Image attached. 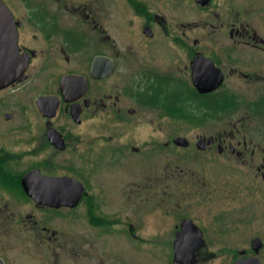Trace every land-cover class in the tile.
I'll return each mask as SVG.
<instances>
[{"label":"flooded vegetation","instance_id":"1","mask_svg":"<svg viewBox=\"0 0 264 264\" xmlns=\"http://www.w3.org/2000/svg\"><path fill=\"white\" fill-rule=\"evenodd\" d=\"M0 1L13 15L19 57L29 59L25 80L1 89L0 95L9 91L15 96L18 92L23 95L33 77L41 83L37 82L34 88L42 90L30 102L32 115L27 114L28 105L24 102L15 112H0V264H74L81 256L86 260H82L83 264H89L87 235L83 243L73 238L59 240L64 238L63 232L43 224L44 212L73 218L82 205L88 206L84 215L88 228L108 227L126 239L132 234L141 247L144 241L138 233L173 231L174 248L179 241L185 250L178 251L181 261L176 259L174 250V264H235L252 259L264 264V204L259 201L260 195L264 200V173L262 180H245L238 186L243 188L247 200H241L239 210L230 208L229 203L239 195L235 182L198 180L190 186L193 194L208 198L207 190L217 191L218 200L224 201L222 205L173 214L168 199L171 148H175L180 161L190 143L187 134H179L172 146L164 127L171 121L201 126L206 121L218 122L243 114L241 126L215 129L199 136L196 153L215 155L217 151L214 159L219 155L242 160L246 166L249 158L258 153L263 164L260 168L264 169V0H193L199 24L194 33L185 27L175 33L171 25L182 24V18L155 11L149 0H123L120 12L129 22L128 36L136 37L140 48H134L136 45L126 52L118 50L116 55L105 50L106 38L99 30L96 8L91 3ZM179 1L184 5L183 0ZM208 28L211 32H207ZM5 43H0V52ZM150 55H164L160 57L164 66L145 64V57ZM172 55L179 65L171 66ZM75 56L80 58L76 61ZM102 57H110L115 64L112 75L104 80L96 79L92 71L96 59ZM124 61L131 63V69L114 88L109 83ZM209 88L212 91H203ZM42 98L46 102L39 107ZM2 101L5 104L6 100ZM108 118L118 123V165L144 169L140 172L144 173L142 177L152 174L145 184H167L164 193L141 201L133 191L123 192L118 203V228L107 225L109 221L97 214L95 199L86 184L83 199L74 208H50L27 195L22 180L34 170L48 177L93 180L87 174L83 178L48 175L43 168L72 170L81 164L89 170L106 162L104 127ZM177 138L187 139L188 144L177 145ZM132 140L141 145L134 146ZM202 140L204 146L199 147ZM43 153L48 157L43 158ZM34 155L37 158L28 163L26 157ZM58 155L65 159L56 160ZM18 168L26 170L18 172ZM159 168L164 176L155 180V170ZM143 189L149 190V185ZM252 194L256 200L253 209L249 200ZM10 201L28 202L31 210L37 212L29 216L30 222L35 219V223L28 231L36 236L29 245L22 233L24 225L10 224ZM251 226L258 233L252 237ZM240 245L245 251L235 254L234 249H240L235 246ZM216 250H225L221 255L224 260L217 263Z\"/></svg>","mask_w":264,"mask_h":264},{"label":"rangeland","instance_id":"2","mask_svg":"<svg viewBox=\"0 0 264 264\" xmlns=\"http://www.w3.org/2000/svg\"><path fill=\"white\" fill-rule=\"evenodd\" d=\"M76 3H91V5L96 8V17H98L99 30L102 35L106 38V51L113 55L118 54V50L126 52L130 47L140 48V42L135 37L132 39L128 36L127 26L128 20L123 19L120 12V4L123 0H73ZM153 4L155 11L159 10L161 14L168 12L172 18L181 17L183 21L182 24H172L171 28L175 33H178V29L184 30L190 33H194L196 28L199 26L197 24L196 18V8L193 0H183L184 5L180 4L179 0H149ZM100 8H98V7ZM180 22V23H181ZM207 32H211V29L208 28ZM174 33V34H175ZM164 38V37H163ZM133 48V49H134ZM162 56H149L145 57L144 63L154 65L156 67H163L162 65ZM80 57L75 56L77 61ZM149 60V61H148ZM179 65L176 62L174 56L171 58V66ZM131 69V63L125 62L122 63L120 69L116 72L113 79L110 81L109 85L112 87L118 86V81L122 77L126 76ZM128 71V72H127ZM40 81L33 77L31 84L23 89V95L18 96L12 94V91L6 92L0 95V112L3 111H14L15 108L24 102L26 107L27 114L32 115V102L33 96L40 93L42 90L34 88L36 83ZM34 84L33 88H29ZM41 85V83H40ZM42 87V86H41ZM119 89V88H118ZM118 95V94H117ZM6 100L5 104L2 100ZM14 107V108H13ZM18 110V109H17ZM15 112V111H14ZM244 115L239 114L237 116H228L224 119L219 120L218 122H204L201 126H195L184 124L180 122H169L168 125H165L166 134L169 131L170 138L172 140L171 144L173 146V140L179 134H187L185 137L189 140L191 149L188 147L186 151L185 158L179 161L178 155L175 151V148H171L170 160L172 162L169 172L171 174V182L169 184V209L173 214L187 212L188 209H208L213 204L222 205L216 196L217 191L211 189L207 190L208 198L197 195L195 196L194 191L190 189L192 183L195 184L198 180H232L235 182L236 188L239 190L238 194L235 196L234 201H229L231 203L230 208L235 210L241 209V200L245 197L241 183L245 180L253 182L255 180H262L261 177L264 173V169H261L260 166L263 165L260 162V155L257 153L255 158L251 156L249 158V166L244 165L243 161H237L236 159H229L226 157L217 156V151L215 155L212 153H207L202 156L197 155V141L199 136L204 134H210L215 129H232L235 125H242L244 123ZM105 133H106V142H105V151H106V162H103L99 167L87 169L82 167L81 164L77 168L66 167H54V168H43V172L48 175H68L72 177H84L86 174L92 176L93 180H80L82 183L86 184L87 191L91 194V198L95 199L97 209L99 210L97 214L103 216L104 219L108 220L107 225H113L118 228V203H121L122 193L127 192L128 190L133 191L137 198L141 201H146L147 197L150 198L152 195H161L166 191L167 184H158L155 183L153 186L151 184H145L148 180L147 178L152 176H143L144 169H131L126 168L123 164L118 165V123L115 122L113 118H108L105 120ZM158 124V122H156ZM166 126L168 130H166ZM190 129V130H189ZM125 132V131H124ZM138 139H142V136H138ZM131 144L134 146L141 145L140 142L131 141ZM190 149V150H189ZM50 157H54L53 154L49 153ZM165 156V155H164ZM42 157H48L47 153H43ZM37 157L27 156L28 163L34 162ZM65 157L60 155L56 156V160H62ZM165 159V158H164ZM175 161L179 162L176 163ZM243 162V163H241ZM26 168H18L16 171L23 172ZM135 170V171H134ZM90 171V172H89ZM136 172L133 177H129L130 172ZM155 175L158 179L162 180L163 170L162 168L155 170ZM151 183V181L149 180ZM149 190H144V187H148ZM196 185V184H195ZM142 192H146L143 194ZM159 195V196H160ZM203 197V198H202ZM254 195L252 194L249 197L251 202V208L253 209V203L256 202ZM243 201H247L246 197ZM259 201L264 204V200L260 195ZM16 202V201H15ZM10 201L8 214L10 215V224L12 226H23L22 230L24 233V239L29 241L26 245L30 244V241L36 240V236L33 232H29V226H33V222H30V215H37V212L31 210L30 204L27 202L15 203ZM255 207V206H254ZM88 206L82 205L75 213L77 217H61V216H51L53 212L47 211L43 213V224L49 225L53 231L61 230L63 232V237L59 240L71 239L83 243V237L86 235L90 241V258L89 264H174V237L175 234L173 231L164 232L162 234L155 232H142L138 233V236L143 239L144 243L142 247L138 244L132 237V234H129L126 239L122 233H117L113 231L114 229H96L91 226L87 227L86 223V210ZM45 211V210H44ZM176 211V212H175ZM251 213L253 211L251 210ZM64 214V213H62ZM254 218V216H251ZM19 221V223L17 222ZM256 221V220H255ZM251 232L249 233L252 237L256 233L254 228L251 226ZM21 230V229H20ZM59 235V234H58ZM236 240V236L234 237ZM240 247V249H234L235 254L241 255L245 249L242 245L235 246ZM218 251V258L214 261L215 263L224 260L222 258V252L225 250H216ZM80 263L83 264L82 260L84 258L79 257ZM78 260L74 264H78ZM86 261V260H85ZM177 264H180L177 262Z\"/></svg>","mask_w":264,"mask_h":264},{"label":"water","instance_id":"3","mask_svg":"<svg viewBox=\"0 0 264 264\" xmlns=\"http://www.w3.org/2000/svg\"><path fill=\"white\" fill-rule=\"evenodd\" d=\"M1 3V2H0ZM0 43H5L4 49L0 52V90L6 88L17 80H19L26 72L28 67V59H20L18 54L17 30L14 24L13 16L8 9L0 4ZM97 60V61H96ZM93 65V75L96 79H106L114 71V60L111 58H98ZM3 68H5L3 70ZM106 68V69H105ZM205 76L206 71H204ZM205 78V77H204ZM203 78V79H204ZM25 76L21 79L24 80ZM198 83V82H197ZM213 88L203 90L210 92ZM46 99L42 98L38 101L39 107L45 104ZM178 145L186 146L188 141L183 138L176 139ZM198 146H204V141L198 143ZM25 192L33 198L38 204L46 205L52 208L76 207L82 199L84 186L77 180L69 178L47 177L41 174L39 170H35L27 174L22 180ZM182 241L184 238L181 239ZM178 251L183 253V243L177 242L176 255L182 260ZM253 262H239L237 264H257Z\"/></svg>","mask_w":264,"mask_h":264}]
</instances>
